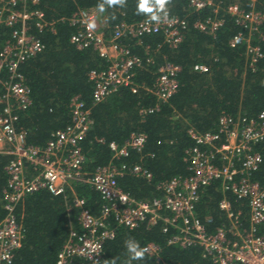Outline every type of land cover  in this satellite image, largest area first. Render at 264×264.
I'll return each instance as SVG.
<instances>
[{"label": "trees", "instance_id": "16d2710c", "mask_svg": "<svg viewBox=\"0 0 264 264\" xmlns=\"http://www.w3.org/2000/svg\"><path fill=\"white\" fill-rule=\"evenodd\" d=\"M32 1L25 0L27 8L42 12L51 26L39 30L34 20L29 21L28 34L40 40L43 50L19 66L30 90L31 104L19 113L17 128L25 132L28 145L44 147L53 132L70 123L71 99L79 97L90 109L92 121L80 141L85 157L83 170L92 173L111 162L129 166L141 163L151 173L150 180L130 174L117 179L120 188L137 200L159 198L158 183L190 174L186 158V151L194 146L190 131H215L223 115L254 118L264 109V24L252 39L262 57L250 68L245 46L229 44L233 35L242 29L225 12L231 4H237L244 11L262 12L264 0H212L214 6H218L215 16L223 20L214 34L194 26L197 21L214 16L210 7L194 11L189 0H170L167 11L160 14L185 21L181 41L172 48L161 33L139 38L121 37V45L140 60V65L133 69V83L139 88L133 93L127 86L120 87L96 105L92 104L93 83L88 75L92 70L105 69L107 63L92 49L78 50L70 43L77 29L71 26L69 18L80 10H95L102 19V31L109 37L115 26L137 23L151 14L138 11L139 0H123L121 5L114 6H109L107 0H37L36 4ZM11 31L12 28L0 25V50L10 39ZM166 63L179 67L178 86L167 101L159 102L153 91L158 69ZM195 65H204L208 70L195 71ZM149 108L154 111L140 114V109ZM133 132L146 136L141 153L131 151L128 158L112 159L109 143L121 146ZM254 150L261 163L252 173V180L264 185V142L256 144ZM8 160L0 155V221L5 216L2 190L7 183L4 166ZM73 192L98 216L102 202L93 188L81 183L74 185ZM73 192L67 190L65 196H54L40 190L26 195L15 206L23 237L20 247L13 252L11 264H55L70 228L80 229L76 219L78 211L73 208L67 212ZM200 196L196 212L202 221L211 219L209 229L213 230L225 221L218 208L221 197L218 182L205 187ZM161 229V223L150 228L145 223L132 230L118 228L115 237L104 244L98 264H161L145 253L142 259L132 260L125 246V241L130 239L138 242L142 249L147 243L158 245L166 263L212 264L202 256L199 246L167 245L172 231L165 234Z\"/></svg>", "mask_w": 264, "mask_h": 264}, {"label": "built area", "instance_id": "2783aa9c", "mask_svg": "<svg viewBox=\"0 0 264 264\" xmlns=\"http://www.w3.org/2000/svg\"><path fill=\"white\" fill-rule=\"evenodd\" d=\"M36 3L37 0L32 1ZM189 6L194 11L210 7L214 13L213 17L195 23L198 30L214 34L222 26L223 20L215 16L218 6L212 0H189ZM225 12L242 29L229 44H243L247 65L253 68L262 57L252 39L264 24V11H244L231 4ZM158 16L157 21H152L150 15L137 23L117 25L109 37L97 27L99 17L95 10H80L69 18L71 26L77 29L70 43L78 50L92 49L107 63L105 69L92 70L88 75L93 83V105L103 102L120 87L127 86L133 93L139 88L133 83V69L140 65V60L121 45V37L161 33L172 48L181 41L185 21L160 13ZM32 20L39 30L51 26L42 12L29 10L25 0H0V25L12 28L10 39L0 50V155L9 158L4 166L7 183L2 190L5 216L0 221V264H11L13 252L21 244L23 231L14 211L22 198L40 190L65 196L67 190L73 192L74 185L81 183L100 195L102 205L98 216H94L85 207L84 199L73 192L67 212L73 208L78 211L80 229L70 228L55 264H98L104 244L115 237L118 228L132 230L143 223L148 228L161 223L163 233L172 231L167 245L199 246L202 256L212 264H264V185L252 180V173L261 163L254 146L264 142V109L254 118L223 115L215 131H190L194 141V146L186 151L190 174L158 183L159 198L137 200L120 188L117 179L130 174L150 180L151 173L141 163L129 166L111 162L92 173L83 170L85 157L80 141L92 121L90 109L79 97L71 99L70 123L53 132L44 147L28 145L25 132L17 128L19 113L31 104L30 90L19 66L43 50L40 40L28 34ZM179 70L170 63L158 69L153 91L157 101L165 102L176 92ZM194 70L207 72L208 68L195 65ZM152 111L154 108L140 109V114ZM145 142V134L133 132L121 146L109 143L112 159L128 158L131 151L141 153ZM212 182H218V208L225 221L210 230L211 219L202 221L196 205L202 190ZM143 249L161 264H178L164 262L160 247L154 243H147Z\"/></svg>", "mask_w": 264, "mask_h": 264}, {"label": "clouds", "instance_id": "9594fccd", "mask_svg": "<svg viewBox=\"0 0 264 264\" xmlns=\"http://www.w3.org/2000/svg\"><path fill=\"white\" fill-rule=\"evenodd\" d=\"M109 6L121 5L123 0H107ZM170 3V0H139L138 11L151 14V20L157 21L159 19L158 14L160 12H166V6ZM103 11V9H101ZM125 246L130 258L132 260L142 259L146 249L140 248V245L135 240L125 241Z\"/></svg>", "mask_w": 264, "mask_h": 264}, {"label": "rangeland", "instance_id": "374dc122", "mask_svg": "<svg viewBox=\"0 0 264 264\" xmlns=\"http://www.w3.org/2000/svg\"><path fill=\"white\" fill-rule=\"evenodd\" d=\"M97 27L100 29L103 27L102 19L100 18L97 20Z\"/></svg>", "mask_w": 264, "mask_h": 264}]
</instances>
